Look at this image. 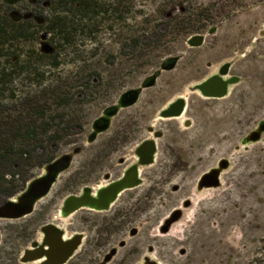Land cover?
<instances>
[{
  "label": "flooded vegetation",
  "instance_id": "obj_1",
  "mask_svg": "<svg viewBox=\"0 0 264 264\" xmlns=\"http://www.w3.org/2000/svg\"><path fill=\"white\" fill-rule=\"evenodd\" d=\"M69 1L0 0V176L9 179L12 172L38 169L43 171L40 178L50 164L70 156L69 169L37 201L31 214L0 218V264H157L139 252L136 239L147 235L144 225L153 224L150 214L155 198L168 197L165 188L170 185L173 193L180 192L183 185L175 182L189 178V166L178 160L184 153L179 147L185 142L178 121L189 112L197 115V106H191L190 98L182 94L168 101L170 90H183L179 76L166 77L165 87L155 91L164 74L177 70L182 57L168 58L161 70L143 75L134 66L124 67L147 55L152 44L149 38L112 43L118 52H109L105 42L98 41L91 54L64 53L74 41L73 29L64 23L87 9L83 1ZM177 13L173 9L168 20ZM187 45L202 48L191 47L189 40ZM172 64L173 69H165ZM223 66L212 76L219 75ZM232 68L230 63L226 80L236 76ZM153 77L155 85L149 86ZM137 90L138 101L122 107L123 96ZM193 94L206 101L221 100ZM165 102L159 112L163 127L155 128L154 109ZM173 106L174 112L182 110L181 115L162 117ZM184 123L191 127L192 118ZM42 124L49 130L44 132ZM96 124L99 129L108 128L90 142ZM150 141L155 142L154 162L145 165L148 152L142 148ZM16 142L23 143L17 155L11 154ZM160 155L163 159L158 160ZM164 158L175 160L168 167ZM223 160L227 159L197 179L198 192L216 189L206 183L201 188V181ZM30 183L16 196L1 198L0 206L14 201ZM119 186L125 188L116 192ZM72 198H82L87 204L72 211L66 207ZM183 206L189 209L193 202L187 198ZM172 217L179 219L169 226L168 234L185 213L181 207L174 208L160 228ZM141 220L145 223L138 227ZM153 251L150 246L149 253Z\"/></svg>",
  "mask_w": 264,
  "mask_h": 264
},
{
  "label": "rangeland",
  "instance_id": "obj_2",
  "mask_svg": "<svg viewBox=\"0 0 264 264\" xmlns=\"http://www.w3.org/2000/svg\"><path fill=\"white\" fill-rule=\"evenodd\" d=\"M80 1L87 9L64 23L74 31L73 46L64 53L91 54L98 41L105 42L109 52H118L112 43L149 38L152 44L147 55L127 62L124 68L134 66L147 75L161 70L166 59L182 57L177 70L164 74L155 91L165 87L166 77L179 76L183 90H170L168 101L182 94L198 109L197 115L189 112L178 121L185 138L178 160L189 166V178L175 182L183 185L180 192L173 193L170 185L165 188L168 197L155 198L150 214L153 224L144 225L147 235L136 239L139 252L157 264H264V139L243 144L264 121V0ZM175 8L176 17L168 20ZM195 35L205 36L200 49L187 45ZM228 63L233 64L231 74L241 80L227 97L206 101L193 94V87ZM166 103L154 109L155 128L163 127L159 112ZM186 118H192L191 127H186ZM222 158L229 160L230 167L221 177V187L198 192L197 179L217 167ZM164 160L169 167L175 159ZM14 174L20 193L43 171L12 172L10 179ZM65 180L63 175L61 181ZM187 198L193 206L184 209ZM177 207L185 217L169 234L161 233L165 218ZM144 223L139 221L138 227Z\"/></svg>",
  "mask_w": 264,
  "mask_h": 264
},
{
  "label": "water",
  "instance_id": "obj_3",
  "mask_svg": "<svg viewBox=\"0 0 264 264\" xmlns=\"http://www.w3.org/2000/svg\"><path fill=\"white\" fill-rule=\"evenodd\" d=\"M205 44V36L204 35H195L189 39V45L194 48L202 47ZM229 63L224 65L223 68L220 71L219 75H215L207 79L205 82L197 84L195 87H193L192 91L200 92V94L205 98H218L223 99L229 95V86L237 85L241 78L238 76H234L228 80L225 79V77L229 76ZM175 67V64H172L169 67H166L165 69H173ZM156 81V77L152 78V82L149 84V86H154ZM139 90L137 91H131L127 94H125L121 100V106L122 107H128L133 104H135L139 99ZM131 99L127 101L126 103L123 102V99L130 97ZM179 103H184V99H181ZM175 106L170 108L169 110L165 111L162 114V117L168 118L173 116H179L182 113V110H179L178 112H174ZM108 127H105L104 129H99L98 124L94 126V134L90 138V142H94L96 135L104 130H106ZM264 133V121L259 125V128L257 131L252 132L248 137H246L243 141L244 145H248L251 142L252 143H258L260 142L261 135ZM142 149L147 150L148 152V159L145 161V165H151L154 162V154L156 151L155 148V142L150 141L145 146H143ZM223 163H226L224 165ZM229 160H223L217 169H214L212 172L207 173L204 175L202 181H201V188L206 183V186L209 188H220L221 178L220 173L223 171V169H227L229 166ZM70 166V156H64L57 160L56 162L50 164L45 172V175L33 180L27 190L19 195L14 201L8 200L4 202L3 205L0 206V218L5 219H20L26 215H29L33 212L34 206L37 203V201L45 196H47L52 189L53 185L57 182L59 176L66 172L69 169ZM125 188L124 186H119V188L116 189V192H119ZM87 203L84 202L82 198H72L69 199L66 203V207L71 206L72 211L79 210L80 208L84 207ZM67 209H65V214H67ZM176 213H180L179 211ZM179 217H172L168 219L165 223V225L161 228L162 233L166 234L169 232V226L177 221ZM0 241H1V232H0ZM186 253L185 250L182 251V255Z\"/></svg>",
  "mask_w": 264,
  "mask_h": 264
},
{
  "label": "trees",
  "instance_id": "obj_4",
  "mask_svg": "<svg viewBox=\"0 0 264 264\" xmlns=\"http://www.w3.org/2000/svg\"><path fill=\"white\" fill-rule=\"evenodd\" d=\"M65 1L68 2V0ZM73 1H77V0H73ZM173 22L174 21H171V23ZM41 127L43 128L44 132L49 130V127H45L43 126V124L41 125ZM22 144H23L22 142L13 143V149H11V154H15V155L19 154L18 148L22 146ZM14 177H16V174L11 175V179L10 178L7 179L6 175L0 176V199L4 197H13L19 193V189L16 186V180H14Z\"/></svg>",
  "mask_w": 264,
  "mask_h": 264
}]
</instances>
